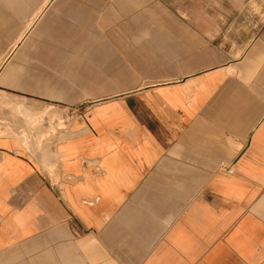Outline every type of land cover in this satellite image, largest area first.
Here are the masks:
<instances>
[{
    "label": "crops",
    "instance_id": "1",
    "mask_svg": "<svg viewBox=\"0 0 264 264\" xmlns=\"http://www.w3.org/2000/svg\"><path fill=\"white\" fill-rule=\"evenodd\" d=\"M4 122L0 264H264V0H0Z\"/></svg>",
    "mask_w": 264,
    "mask_h": 264
},
{
    "label": "rangeland",
    "instance_id": "2",
    "mask_svg": "<svg viewBox=\"0 0 264 264\" xmlns=\"http://www.w3.org/2000/svg\"><path fill=\"white\" fill-rule=\"evenodd\" d=\"M48 112V111H47ZM63 112L65 113L64 115ZM49 115H50V118H49V124L47 126H45V124H40V123H36V124H24V125H21V126H18L17 129H14V131H17L19 133H22L24 136L26 133H30L34 130H37V132H41L42 131H50L48 133H44L42 134L43 136H46L47 137V134H50V133H55V132H59L61 131L62 129H66L68 130L69 128L72 127L71 124H69V122H64L62 121V116H65L67 119H68V110L66 109H54V108H51L49 110ZM35 120V118H33ZM45 126V127H43ZM1 128H6L8 131L7 133H2V134H9L11 132H13V130L11 129L10 127V124L4 122L2 123V125H0V129ZM42 138V137H41ZM25 143H29L25 141Z\"/></svg>",
    "mask_w": 264,
    "mask_h": 264
},
{
    "label": "bare ground",
    "instance_id": "3",
    "mask_svg": "<svg viewBox=\"0 0 264 264\" xmlns=\"http://www.w3.org/2000/svg\"><path fill=\"white\" fill-rule=\"evenodd\" d=\"M7 131H8V130H7L6 128H4V129L1 128V129H0V133H5V132L7 133Z\"/></svg>",
    "mask_w": 264,
    "mask_h": 264
},
{
    "label": "built area",
    "instance_id": "4",
    "mask_svg": "<svg viewBox=\"0 0 264 264\" xmlns=\"http://www.w3.org/2000/svg\"><path fill=\"white\" fill-rule=\"evenodd\" d=\"M226 168H227L229 171L232 170L230 165H226Z\"/></svg>",
    "mask_w": 264,
    "mask_h": 264
}]
</instances>
